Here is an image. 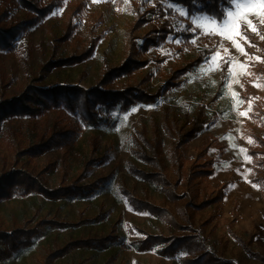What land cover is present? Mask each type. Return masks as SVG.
I'll list each match as a JSON object with an SVG mask.
<instances>
[{
	"label": "rangeland",
	"instance_id": "rangeland-1",
	"mask_svg": "<svg viewBox=\"0 0 264 264\" xmlns=\"http://www.w3.org/2000/svg\"><path fill=\"white\" fill-rule=\"evenodd\" d=\"M55 1L57 7L19 36L10 50H0V102L20 95L30 83L90 88L104 71L130 56L146 63L111 87L140 84L158 96L127 111L113 110L109 123L99 126L87 125L62 108L35 117L0 118V177L24 171L49 188L74 181L103 182L88 196L57 200L24 195L19 186L5 184L0 192V264H188L202 253L212 257L209 264H264V148L256 139L264 138V17H247L256 31L240 22V34L234 38L241 51L232 40L205 34L193 24V18L206 14L181 15L180 10H186L168 0ZM5 7L10 10L8 24L35 15L18 0H0V12ZM160 8L172 10L168 15L176 34L143 51L140 44L161 20ZM138 16L148 21L132 34ZM70 26L71 36L63 39ZM182 33L192 37L185 41ZM91 41L96 46L87 59L47 70L50 62L80 54ZM201 49L213 51L192 65ZM198 110L205 114L206 124L189 142L178 144ZM65 131L76 132L70 145L39 156L24 153L28 145ZM143 150L149 160L142 157ZM208 160L212 174L187 183L190 168ZM135 167L157 172L165 189L134 174ZM123 188L158 206L162 215L135 209ZM207 201L211 204L195 207ZM97 216L99 221L94 220ZM54 219L89 222L45 229L27 244L20 243L17 231ZM115 234L119 240L105 249L80 247L47 260L52 250L68 241ZM146 234L188 236L199 249L192 255L182 250L167 257L157 252L158 245L147 251L128 247Z\"/></svg>",
	"mask_w": 264,
	"mask_h": 264
},
{
	"label": "trees",
	"instance_id": "trees-1",
	"mask_svg": "<svg viewBox=\"0 0 264 264\" xmlns=\"http://www.w3.org/2000/svg\"><path fill=\"white\" fill-rule=\"evenodd\" d=\"M20 4L31 10L35 15L26 20L15 21L12 23H7L6 19L9 15V8L5 7L0 12V50H10L13 47L15 40L21 36L29 28L33 27L41 19L51 13L58 5L55 0L50 1L46 4H41L39 0H18ZM169 2L183 7L186 12L190 13L189 16L201 13L206 14L210 17H215L219 20L218 14L222 13L231 7L228 0H168ZM151 11H156L155 8H151ZM159 17L161 20L150 30L152 36H144L140 44V48L146 51L152 44L159 43L165 40L168 35L176 34L174 25L172 24V18L168 15L171 14L172 10L158 9ZM148 21V18L138 16L131 26V33L139 31L143 25ZM73 27H67L63 33V39H68L71 36ZM182 38L187 41L192 37L191 34H181ZM136 36L131 37L133 40ZM93 41L95 40L92 39ZM96 43L92 41L89 46L80 54H74L70 57H66L61 60H55L50 62L46 67L50 66L47 70L52 68H57L61 66H70L72 64L80 63L81 61L90 57L95 49ZM137 43L132 47L135 49ZM137 49V48H136ZM212 49H201L198 51L197 55L192 62V65H197L201 63L208 54H210ZM138 52V50L136 51ZM146 62L141 59L128 57L122 62L121 65L113 67L104 71L97 82L96 85L90 88H84L80 85H69V84H55L52 86H38L30 83L26 89L20 93V95L13 97L10 100H4L0 102V118L10 117V116H39L43 113L51 110L62 108L75 115H78L82 122L87 125L99 126L109 123V114L117 109L119 111H127L132 106L139 103H152L156 100L158 92L151 93L146 89L142 88L140 84H128L123 88H113L111 85L116 79L122 78L124 76H131L136 71L141 69ZM45 66V65H44ZM44 67L43 69H46ZM46 70V71H47ZM1 120V119H0ZM206 124V117L202 110H198L191 121L189 122L188 129L179 135L178 144L183 145L189 142L195 137V135L203 129ZM76 133V132H75ZM74 131H65L54 133L46 139L43 143H35L28 145V148L24 150V153H31L33 156H39L45 151L52 148H60L70 145L74 141L75 137ZM257 141L260 146L264 148V138L261 136H256ZM146 144H149V140L144 138ZM147 144V145H148ZM155 153L156 148L153 150ZM204 153V151H203ZM254 155V152H252ZM142 157L149 160L150 157L143 150ZM205 164H194L187 174V183L190 180L205 178L212 174V161L208 160L204 162ZM133 173L138 175L140 178L155 182L158 185H162L161 188L165 189L164 178L160 176L157 172H147L140 170L138 168H133ZM100 181V180H98ZM94 182L91 184H79L78 181L72 182V184L62 185L57 188H49L36 176L31 173L24 171L11 172L9 174L0 177V192L5 184L10 186H19L22 194H36L42 197L57 200V199H71L78 197H85L89 194L97 191L101 188L100 183ZM7 195L9 196V188L7 190ZM122 193L129 196L128 200L131 205L140 211H148L151 214L162 215L157 210L156 205L149 203L143 199L134 197L125 188L122 189ZM176 197V196H174ZM211 204V201H207L205 204L200 203L195 207L197 209H202L207 205ZM95 221H99L100 217H96ZM83 222H89V220H83L78 223H66L61 222L56 219L47 220L38 223L35 227L19 232L17 231L18 238L21 244H27L29 240L33 237H39L44 233L45 229L54 228L57 226L65 225H79ZM172 223V220H170ZM188 236H173V235H163V234H146L142 239L135 240L131 242L128 247L133 248L137 251H147L153 249L155 246H160L157 252L162 256L173 257L179 251H187L190 255L196 252L199 248V243ZM119 240V235H109L99 238H77L73 241H68L60 248L52 250L47 256V260H52L57 257H62L69 253L71 250L76 248H97L105 249L112 243ZM14 242V240H13ZM7 243V242H6ZM12 248L15 247L11 243ZM30 245V244H29ZM28 245V246H29ZM27 247V245H26ZM17 247L16 249H18ZM25 248V246H24ZM11 249V248H10ZM14 249V248H13ZM212 261V257L209 254H200L197 257L190 258L187 260L188 264H209ZM220 262V261H219ZM217 264H226L225 262H220Z\"/></svg>",
	"mask_w": 264,
	"mask_h": 264
},
{
	"label": "snow or ice",
	"instance_id": "snow-or-ice-1",
	"mask_svg": "<svg viewBox=\"0 0 264 264\" xmlns=\"http://www.w3.org/2000/svg\"><path fill=\"white\" fill-rule=\"evenodd\" d=\"M93 2H99V0H93ZM228 3L232 5V8L223 10L222 13L218 14L219 20L215 17H208L206 15H202L199 17V19L193 18V24H195L197 28L204 30L205 34L220 35L229 40H232L233 44L238 49L243 51L242 46L237 43L234 36L240 34L238 32V29L240 27L241 21L247 23L253 31H256L255 26L252 25L251 20H248L247 17L249 15H257L264 17V0H228ZM167 6L174 7L172 4H168ZM180 14L190 15V13L184 10H180ZM261 22L264 23V20H262ZM261 39H264V36H262ZM178 42L179 41H177V43ZM218 56L219 52L213 55L211 57V60L215 62ZM256 59L260 58L257 57ZM225 62L227 63V61ZM229 73L231 74V69H229ZM233 95L237 94L233 93ZM241 115H246V113H241ZM241 151L244 150L241 149Z\"/></svg>",
	"mask_w": 264,
	"mask_h": 264
}]
</instances>
